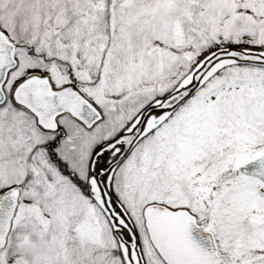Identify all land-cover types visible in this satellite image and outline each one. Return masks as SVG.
<instances>
[{"label":"snow or ice","instance_id":"snow-or-ice-1","mask_svg":"<svg viewBox=\"0 0 264 264\" xmlns=\"http://www.w3.org/2000/svg\"><path fill=\"white\" fill-rule=\"evenodd\" d=\"M0 264H264V0H0Z\"/></svg>","mask_w":264,"mask_h":264}]
</instances>
